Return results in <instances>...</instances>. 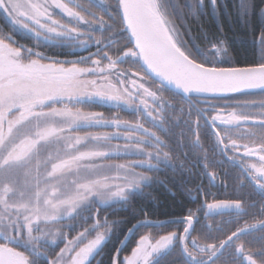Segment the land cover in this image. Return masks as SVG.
Instances as JSON below:
<instances>
[{"label":"flooded vegetation","instance_id":"1","mask_svg":"<svg viewBox=\"0 0 264 264\" xmlns=\"http://www.w3.org/2000/svg\"><path fill=\"white\" fill-rule=\"evenodd\" d=\"M64 2L86 10L93 20L103 15L111 27L101 31L99 25L93 24L85 35L74 33L70 28L51 32L38 26L32 32L13 28L7 15L0 12V28L13 32L19 44L57 63L79 62L80 56L94 53L97 38L109 44L107 50L112 52L123 45L124 34L118 31L119 23L108 16L115 0ZM192 2L156 0L163 18L180 27L189 45L203 47L201 28L212 34L219 27L223 29L231 51L221 67L254 66L253 37L264 24V17L259 13L264 0H255L256 7L245 25L233 11L234 0H217L219 14L211 0H203L198 13L193 15L188 9ZM224 4L228 5L227 9ZM53 12L62 22H71L61 10L53 9ZM75 26L73 21L72 27ZM185 26L190 29L187 34ZM85 40L92 42L88 49L81 48ZM120 67L127 70L130 65L125 63ZM112 79L115 81L116 77ZM146 84L151 94L138 87L134 89L125 81L124 87L134 92L131 103L102 97L90 89L73 91L45 109L57 114L26 123L36 125L39 130L56 129L51 136L38 137L44 149L50 144L46 152L49 157L66 152L58 142L73 139L74 157L101 148L108 158L115 156L127 163H139L143 152L151 150L154 142L162 139L176 161H182L161 159L155 167L146 166L145 170L153 178L141 191L131 193L130 201H112L100 209L93 200L91 205H82L79 213L86 215L95 205L101 216L107 213L110 219H124L121 225L128 227L118 234L119 238L123 233L121 240H124L123 245H118L122 247L121 261L131 256L141 236H149L154 243L159 235L175 232L179 239L156 255L154 264H264V92L224 97L184 96L164 85L161 88L158 83ZM59 112L73 117L65 116L69 120L65 121L58 116ZM67 136L70 138L65 139ZM13 179L11 174L0 170V264H41L42 254L51 250L58 232L68 222V215L61 222H57V217L29 211L23 217L14 218L9 206L18 196L6 191ZM170 199L176 203L166 206L164 202ZM144 213L151 220L128 232L141 221ZM13 228L19 231L13 233ZM108 253L102 249L98 255L94 254L90 257L91 264H99Z\"/></svg>","mask_w":264,"mask_h":264},{"label":"snow or ice","instance_id":"2","mask_svg":"<svg viewBox=\"0 0 264 264\" xmlns=\"http://www.w3.org/2000/svg\"><path fill=\"white\" fill-rule=\"evenodd\" d=\"M211 2L219 14L220 5L217 0ZM201 4L203 0H193L188 5L190 13L196 15ZM223 7L227 9L228 5L224 4ZM255 7V0H234L233 3V11L242 25L248 23ZM53 9L61 10L71 22L65 23L55 18ZM160 10L159 3L156 2L115 0L114 7L108 10V16L119 23L118 31L124 34L123 45L112 52L107 50L109 44L97 38L94 41L96 51L90 52L88 56H80L79 62H52L51 58L39 51L19 44L14 39L13 32L0 28V144L7 142L11 134L21 129L29 120L57 114L45 109L73 91L90 89L102 97L128 100L131 103L134 92H129L124 87L125 81L134 89L138 87L146 94H151L146 86L149 81L152 84L158 83L161 88L165 83H175L187 89L190 85L185 82V76L195 83L202 78H218L232 71L220 66L231 51L221 27L215 34L201 28L202 48L196 44L189 45L178 25L158 15ZM0 12L7 15L13 28L19 27L32 32H36L38 26L51 32L70 28L74 33L85 35L93 24L99 25L101 31L111 27L103 15L93 20L86 10L70 6L64 0H0ZM259 13L264 17V5L259 6ZM73 21L77 26L72 27ZM189 31L185 26V34ZM253 44L254 66H251V70L264 69V24L253 37ZM91 46L92 42H81L83 49ZM125 63L130 65L127 70L120 67ZM113 76L116 77L115 81ZM253 91L264 92V87L244 89L241 93L227 95L235 96ZM55 131L56 129L45 127L40 129L37 136L44 139ZM20 134L23 138L20 143L13 145V151L35 147L36 139L29 137L26 131ZM143 154V160L139 163H119L115 175L100 174L88 180L77 177L72 181L75 185L73 194L62 202L69 213L68 222L58 232L51 250L42 254L41 264H91L90 257L100 253L102 244L114 229L124 223V219H110L107 213L101 216L95 205L86 215H81L79 210L82 205H91L93 200H98L101 204L130 201V194L141 191L153 178V174L145 170L146 166L155 167L161 159L182 163L176 161L162 139H157L151 150ZM105 155L107 153L102 151L80 153L62 162L63 168H57L56 171H70L79 167L82 159L103 158ZM61 220L62 217H57V222ZM150 220L148 214L144 213L141 221L128 229V232H133L144 221ZM11 231L16 233L19 228ZM73 232L76 235L73 236ZM4 238L7 239V236ZM177 239L179 237L175 232L159 235L154 243L149 236H141L131 256L124 257L123 261L120 260L122 247L117 246L114 255L110 257V264H154L155 256ZM123 243L124 240H121L120 245Z\"/></svg>","mask_w":264,"mask_h":264},{"label":"rangeland","instance_id":"3","mask_svg":"<svg viewBox=\"0 0 264 264\" xmlns=\"http://www.w3.org/2000/svg\"><path fill=\"white\" fill-rule=\"evenodd\" d=\"M67 114L59 112L58 116L69 121L65 116L68 118L73 116ZM25 131L29 137L33 135V139H36L38 143L30 150L13 151V145L20 143L23 138L20 133ZM39 131L36 125L25 124L21 129L14 131L7 142L0 144V170L14 177L13 182L7 184L6 191L18 196L9 206V212L14 218L23 217L28 211L33 214L40 212L46 217L67 216L69 213L62 202L73 194L75 185L72 181L74 179L79 177L81 180H88L100 174L115 175L116 166L119 163H127L119 157L104 156L103 158L80 160V166L70 171H56L57 168H63L62 162L74 157L72 151L75 152L76 148L72 145L75 142L73 139L63 143L58 142L64 145L66 152L49 157L46 152L50 144L44 146L45 149L40 146L37 136ZM69 138L70 136L65 137V139ZM94 151H102V149L95 148ZM94 201L99 203L98 200ZM110 202L103 203V205Z\"/></svg>","mask_w":264,"mask_h":264},{"label":"water","instance_id":"4","mask_svg":"<svg viewBox=\"0 0 264 264\" xmlns=\"http://www.w3.org/2000/svg\"><path fill=\"white\" fill-rule=\"evenodd\" d=\"M159 15L162 16L161 12H159ZM222 68L232 71L218 78H202L195 83L190 77L185 76V82L190 85L187 89L177 86L175 83H165L164 86L184 96L205 97H224L229 96L227 95L228 93H241L244 89H260L264 87V69L253 71L251 66Z\"/></svg>","mask_w":264,"mask_h":264},{"label":"trees","instance_id":"5","mask_svg":"<svg viewBox=\"0 0 264 264\" xmlns=\"http://www.w3.org/2000/svg\"><path fill=\"white\" fill-rule=\"evenodd\" d=\"M245 50H246L245 53H247L249 49L246 48ZM248 58H250V56H248ZM62 104H63V103H62ZM94 202H95V201H94ZM164 203H165L166 206H167V205L169 206V204H172V203L174 204V203H176V201H175V200H172V203H171V199H170V201H165ZM95 204L98 205L100 209L104 206L103 204H100V203H98V202H95ZM175 207H176V206H175ZM164 211H165V210H164ZM117 213H118V212L116 211V212H115V215H116ZM127 227H128L127 225H121L118 229H115V233H114V231H113V233H112V235H111V237H110V242H107L108 240H106L107 244H106V242H105L104 244H102L101 248H102L103 250L108 251L109 253L106 254V256L103 257V258L100 260V263H99V264H110V257H112L115 248L119 245V243H120V241H121V239H122V236H123V233H122V234H121V237L118 238V234H119L123 229H124V232H125L126 229H127ZM102 249H101V250H102Z\"/></svg>","mask_w":264,"mask_h":264},{"label":"bare ground","instance_id":"6","mask_svg":"<svg viewBox=\"0 0 264 264\" xmlns=\"http://www.w3.org/2000/svg\"><path fill=\"white\" fill-rule=\"evenodd\" d=\"M146 2H155V0H146ZM159 15V13H158Z\"/></svg>","mask_w":264,"mask_h":264}]
</instances>
